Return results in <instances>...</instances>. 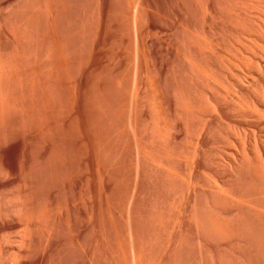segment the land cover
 Listing matches in <instances>:
<instances>
[{"label": "bare ground", "instance_id": "bare-ground-1", "mask_svg": "<svg viewBox=\"0 0 264 264\" xmlns=\"http://www.w3.org/2000/svg\"><path fill=\"white\" fill-rule=\"evenodd\" d=\"M60 1L9 0V4H7L8 6L5 5L8 8L4 6L7 9V11L5 9L6 16H2L1 12L3 11L0 10V30L1 26H3L5 27V32L7 30V33L9 34L7 37H4L3 34H0V128L2 127L3 129L1 130L4 131L6 129H4L5 125L6 127H9L7 126L8 123L6 122L8 121L6 120V118L9 115L11 116L13 113L15 114L17 112H20L24 115V120L22 118V114H20V117L17 116L19 117L18 119L20 120L22 118V120L25 121L28 118L26 117L25 119V114L28 113V110H30V114L35 117V110L40 108V110H38L39 114L37 113L36 117L39 116V118L37 119L40 120L42 126L39 127L37 125L38 130L36 131V133L39 131L42 136L44 134H47L49 130L47 131L48 127L45 126L47 124L46 121H49L52 118L49 117V120L46 118L47 115L50 114L49 112H54L51 105H53L54 102L52 103V101L53 99H55L54 97H50L49 95L52 96L55 93L58 94L56 91L55 93H53L54 91H51L53 94L49 92L48 95V91L50 89H54L56 85L60 84L54 83L55 86H53V88H49L50 84L52 85L51 81L54 82L59 77H57L55 73V78L54 74L52 75V72L48 71L53 70L54 62L50 69V67L48 66H51L52 62L50 61L52 59H48L49 55H45L47 56L46 61L48 59L50 63H48V65L45 64L46 61L45 63L43 62L45 66L48 67L47 68L44 66V68L48 71L49 76L51 75V77L47 76L48 80L50 81H47L49 82L47 84V86L49 85V87H47L46 85H44V87L42 84L43 82L40 81L42 79V74H38V70L40 71V69H36L35 66L33 67L31 64H29V62L32 61V58L37 55V50H39V48H41L42 46H47L51 50L52 54L54 51V53L58 54V57L60 59L57 56H55V59H59V62L53 58V60L57 62L56 66L59 65L60 67L65 59V65L63 64L61 66H63L65 69V83L67 85V89H64L66 91V94L64 93L65 105H63V107H65L67 111L64 113L65 115L67 114L66 116L68 117V119H66V121L68 120V123L66 122L67 126H64L65 124L63 125V123H59V126L63 125L65 127V133L63 132L64 128L62 132L65 134L66 140H64L65 142L58 145V147L60 146V149H58L56 145V147H54V150L52 149L51 152L48 149L49 154H51L52 151L58 149L56 151H60L57 152L59 153V156L55 155L56 151L55 154L54 152L52 153V156H50L48 153H45L48 158L54 157V155L58 157H55V159L52 158V160L50 158L49 160L46 159L48 161L46 162V157L44 155V159L42 158L44 160V164L42 163V161H40V163H42L43 165L42 168L41 166L39 168L43 170L47 168L46 170L48 171V173L51 169V180L53 182L57 183L56 180L58 179H62L61 181L63 182L64 179V182H67L70 189L75 188L76 197H72L75 199H71V202L66 201V205L55 202L57 201L55 199L51 202H48V200H52L51 198H46V200H44L45 198L43 199L42 197L46 193V184H49V182H51L48 181L50 180V178H47L50 177L51 172L49 173L50 175H48L46 172V178L45 176H43V174H39L40 176H38L37 172L35 173V175L37 174L36 176L38 178L43 176L40 179H48L44 184L46 189L45 187L41 189L42 184H38V181L40 179H38L37 181V177H34V180L37 181V183H35L33 182V178L31 177L32 179L29 180V182L31 183L32 181L35 185H33V183L31 184V186L29 185V187V183H26L27 187H25L24 184L22 186L19 185L18 187L21 186V189L23 186L27 189L22 190L24 194H20L21 196L17 195L19 196V198L16 201H14L16 199L14 197H11L13 201H9L11 200L10 198L8 199L10 203L6 201L7 199L5 200V202H1V200L0 264H76L80 259V257L78 260L76 259L77 252L79 250V255L83 256L81 257L82 261L80 259L81 264H264V0H222V7L217 6L216 3L214 4V2L218 1L206 0L207 2H204L205 4L201 6L203 21H206L208 19V21L206 22L211 23L209 19L213 20L214 15L221 14V17L223 16L222 21H225L224 27L228 28L229 30V32L222 33L225 36L224 39L227 45L226 49H220L218 45L214 43L212 39L206 34H204V36L201 33L199 34L200 30L204 29L205 27V29H207L210 24L203 26L204 28L200 27L201 29L199 28V32H197L198 30L195 27L194 30H196V32L203 37L197 34L194 35L192 34L194 32L190 33V27L188 28V23L185 20L184 15L185 12H182L183 17L181 15L179 18L176 14V18H178V20H176L177 22H174H176L178 30L181 29L179 32L182 31L183 34H190V36L189 40L187 41L186 37L185 41L184 39L178 40L177 37L179 36V32L176 33V35L178 34V36L175 37V39L177 40V44L179 45H176L173 62H171L172 66L169 64L171 68L169 67V70L167 68V71H169L171 75L166 71V74H168L167 76L170 75L169 77H171L172 79L171 84L172 82H174L173 86L169 82L170 78L167 76L166 77L169 79L165 78L166 80H168L167 83L172 86H169L170 89L168 88V84L166 86L163 78L166 74H164L163 77L159 76L161 74L155 75L158 73V71L156 70L157 72L154 73L152 77L151 74L153 72L148 73L153 68H149L151 65L150 63H148V60H146L147 62L144 63L150 65L149 67H147L150 71H145L148 75H142L140 84L138 83L137 79L134 80L137 82L136 84L133 83L132 87L129 86V84L125 86L122 83V85L120 82L122 80L120 79L113 80L112 77L110 80L111 73H109L110 71L107 72L108 70L105 71V69L110 65V60H112L111 57V59L108 58V55L111 56L114 53H111L110 51L113 49V47H111L113 42L112 44L110 43V47L112 48L109 49L110 52H105L106 50H108L106 49L108 47H105L106 50L104 51L103 40L105 39H102V37L97 44L99 53L97 54L98 58H96L98 60L96 61L94 59L96 62H98L96 70L98 72V75L96 74V78L98 76V79H96L97 81L94 79L96 81V87L91 84L93 86V89L95 88V90H93L95 92V95L93 97V94L90 95V93L88 92L89 95H87V97L91 99L90 96H92V99L90 101L89 98H87L88 102L85 101L87 99L84 95L85 100H83L87 102V104L84 103L83 100H81L82 102L80 103H84V105H81L83 107L80 109H78V102L76 101L83 97L80 96L81 98H78L79 96L77 95V93H79L80 95L85 94L86 88L85 90L83 88L84 91L82 90V92V88L80 89L77 86L81 93L78 89V91L76 90L75 85L77 83L75 84L74 82H77L78 80L74 81L73 79V58H71L72 55L69 56L72 53L69 52L70 54H68V52L65 50L64 54L63 51L64 48H66V42L68 41L67 37H69V30H72L74 35H79V38L85 39L88 34V32L86 31V27L89 23L87 22L86 24L84 18H81L86 17L81 16L84 13H80L81 17H79V14H77L79 18H75V16L74 18L76 21H73V19L71 18L73 17L72 14L70 15V13H68V15H70V23L67 24L68 28L63 26L66 29L62 28V30L64 29L63 31L59 29L60 25L57 24V17L59 18V13L63 14L62 16H64V11L67 10H63V13L59 12V6L60 9L64 6H61V4L59 5ZM83 1L81 3L79 1V10H81L82 3H85ZM124 1L127 0H123V2ZM196 1L197 0H195V2ZM94 2L95 1H93V3ZM131 2H129L128 5H130ZM174 2L175 1H173L172 3L174 4ZM179 2H176V4H179ZM62 3H64V1ZM65 3V6H67V1ZM136 3L137 4H135L134 7L135 11H132V15H130L129 13L127 15V18L128 16L129 18L130 16L133 18V22H135L134 25L137 24V22H140L138 21L140 17L145 16H143V14L141 16L140 13V7L143 6V3H141L140 5L138 4V2ZM70 4L71 2L67 6L68 8ZM74 4L71 5L73 6ZM97 4V12H95V17H97L95 19L97 22L96 28L102 33V31L104 30L105 32L108 31L106 30L105 26L107 25L109 27L108 23L111 22V19L113 17H116L114 15L117 14L115 13V11L116 9L118 10V8H116V0H98ZM137 5H139L140 7H137ZM163 5L164 4H162V6ZM83 6H85L84 8L86 9V3L85 5L83 4ZM145 6L143 7L146 9ZM131 7L132 6H130L129 8L132 9ZM93 9L94 8H92V10ZM196 9L198 12V7ZM84 11L86 12V10ZM79 12L83 11L81 10ZM118 12L121 13L122 11ZM128 12L131 13V10H129ZM159 12L158 14L161 15ZM187 13L190 12L188 11L186 12V14ZM84 15L88 16L87 13ZM191 15L192 14L190 13V16ZM65 17L61 18L64 19ZM67 18L69 19L68 16ZM124 18V22L127 23V19ZM187 18H189V16ZM86 19L89 20L88 18ZM130 19L128 20L131 21L132 19ZM143 20L144 19H142V21ZM200 20L202 21L201 18ZM42 21L45 22L44 26L46 25L44 28L48 29V31H46L45 33L41 32L43 30V27L40 31L41 26H43ZM64 21L66 22L65 19ZM71 21H73V23ZM129 21L127 23L128 26L131 25V23L129 24ZM59 22H61L60 19ZM93 22L95 21L93 20ZM65 24L66 23H64V25ZM138 26L139 23L137 24L136 28L137 32L140 33L141 30L139 32ZM90 27L91 25H89V28ZM154 27L149 26L146 29L150 31L151 29H154ZM140 28L143 29L142 27ZM58 29L61 30V32H64L65 30L67 31V33L65 32L66 34H68H65V37L67 36L66 39H64L65 37H62L63 34H61ZM120 30L122 31V29ZM155 30L156 32H159L157 29H154L153 31ZM72 31L70 32L72 33ZM205 31L207 33L209 32L208 29ZM137 32L135 34H137ZM142 33L143 31L141 32V35ZM90 34H92L91 31ZM129 34L132 33L130 32ZM145 34H147V31ZM173 34L175 33L173 32ZM186 34L183 35V37L186 36ZM208 34H210V32ZM159 35L157 36V39ZM172 35H169L170 39V36ZM192 35L195 38H193ZM101 36L102 35H100V37ZM136 36L138 41H140V39L143 41L142 37L144 38V36ZM146 36L147 35H145V37ZM149 36H151L150 33ZM166 36L165 39L167 38ZM191 36L193 39L191 38ZM152 37H154L153 34ZM180 37L182 38V36ZM71 39L72 38H70V40ZM80 41L81 43L85 42H82V40ZM147 41H149V39ZM75 42L79 41L75 40ZM121 42L122 41H120L119 43L121 44ZM67 43L71 44L74 42L70 41ZM123 43H125L124 40ZM140 43L141 42H139V44ZM80 44H78L79 47ZM85 45L86 44H84V46ZM126 45L125 47H127ZM161 46L163 47V44ZM92 47L93 46H91L90 50H93ZM144 47L146 48V45ZM180 47L182 48V51L180 50ZM44 48L46 49V47ZM44 48L42 50H44ZM49 49H46V51H50ZM131 49L133 50L134 48ZM124 50L126 51V49ZM192 50L194 52H192ZM69 51L72 50L69 49ZM143 52H146V50L144 49ZM218 52L221 53L218 54ZM74 53L77 54L76 51ZM83 55L86 56V54ZM142 55L144 56L145 53ZM42 56L44 55L42 54ZM37 57L35 60L38 61ZM51 57H54V55ZM89 57L90 56H88V58ZM41 58L39 57L40 61L45 60V58H43L44 60ZM84 58H82V60L80 59L78 62H84ZM118 58L122 60V58ZM143 58L144 57H142V61ZM175 58H179L181 60V64L183 65L181 66L178 63L176 64L174 61ZM119 59H117V61ZM169 59L170 58L168 57V60ZM212 59H215V62ZM40 61L39 63H42ZM122 63L119 62V65ZM127 63L133 66L132 63L134 62L132 61L130 63L127 61ZM35 64L37 65L38 62L34 63V65ZM118 66L115 65V67ZM36 67H40V64ZM218 67L222 69L223 74H218ZM61 68L62 67H60V69ZM45 69H41V71H45ZM54 69L55 71L58 70L55 66ZM43 71L41 73L46 76L47 71ZM62 72L59 74L61 75V77L62 75H64L62 74ZM123 72L121 71L120 73ZM108 73L109 78L107 79ZM39 76L41 77V79ZM45 76L44 80L46 82L47 79H45ZM61 77L59 79H62ZM79 77L80 76H78V79ZM50 78L54 79L51 80ZM59 79L57 80L59 81ZM80 81L81 80L79 79L78 83L82 85ZM188 85L191 87H189ZM41 86L43 89L47 87V90H49H41L44 94L47 93V95L38 92L40 95L43 94L45 98L41 95L42 99L41 97L38 99L40 107L38 108V104L36 108V98L38 96H36L35 98L34 94L36 93V95H38L37 91L38 89L40 91ZM173 87L176 88L175 90L172 89L173 92H171V88ZM199 87L204 88L208 93V95L206 94L207 97L205 100H199L201 98L197 97V95L199 96V93L202 92V90L200 92L198 90L199 93L197 95V91L195 92L196 101L197 98H199L198 101L201 102L200 104L197 103L198 101L196 102L195 100L191 99V97H194V95H191L190 93L188 94L187 90L188 88H195L194 90H196ZM25 89H27L28 92ZM192 89L190 91H192ZM193 92L194 91H192L191 93L194 94ZM29 98L30 105H28H32L35 107L31 108L32 111L34 109L33 113H31V109L27 108L29 106H24L26 104L25 100L27 101ZM51 98L53 99L51 100ZM63 99L64 97L61 99V101H63ZM54 101L60 102V104L58 105L62 104L61 101H57V99H55ZM56 102L54 105H56ZM75 103H77V106H75ZM47 106L48 108H45ZM49 106H51L50 108H52L51 111H48ZM57 107L54 108L56 109ZM26 108L27 110L25 112ZM60 108L62 109V106H60ZM60 108L58 110H60ZM74 108H76L77 110L75 111ZM44 109H46L49 114H47L45 112L46 110ZM63 109L61 111H63ZM56 115L55 116L58 117V113ZM14 116H16V114ZM65 118L61 120L63 121L65 120ZM195 119L198 121V123L196 122L198 124V127L196 126L197 124L194 125V127L196 126L197 129H195V132L193 134L191 132L193 130H191V128H188L190 127L188 126V124ZM17 120L14 119L13 124H16L15 122H17ZM29 120L31 122V117H29ZM4 121L7 124H4ZM27 121L28 119L26 120V122ZM33 121L35 120H32V125ZM38 121L36 120V122ZM26 122L22 123L26 124ZM50 124L48 126H50ZM21 125L19 126L22 128ZM28 125L29 124H27V126ZM30 127H28L29 130L31 129ZM18 129L20 130V128ZM26 129L27 128L25 127L24 130L26 131ZM5 131L4 133L6 134ZM59 131L61 132L60 128ZM57 133L58 132H56V134ZM0 134L1 139H3L2 136L5 137V135H3L2 133ZM54 134L55 133H53V135ZM180 134L181 136L182 134H184V138L190 136L193 137V140H191L193 142L189 145L186 144L188 148L186 147L185 149V153H187L185 154V156L183 154L184 151H181L182 149L179 148L180 143L183 142V140L180 141L182 139V137L180 138ZM9 135L11 134L9 133ZM48 135H50L49 132ZM40 137L36 139H39ZM60 137L61 136H59V138ZM52 138H49L48 140L50 141V139ZM57 139L55 138L56 141H59V139ZM227 139L233 141L236 146H234L232 142L226 145L227 143H229V140ZM46 140H44V143ZM226 140L228 142H226ZM34 142L38 143L36 141ZM225 142V145L229 146V148L227 147V150H225ZM40 145L42 146V144ZM33 147L35 148V146ZM42 147L44 148V145ZM223 147H225V149ZM40 149L37 148L38 151ZM228 149H231L230 154L229 152H227ZM26 150H28V148ZM38 151L37 153H39L41 150L39 152ZM32 152L34 151L32 150ZM43 152L39 153V156H41ZM39 156L37 157L38 159ZM21 161L23 160L21 159L19 161L18 159V162ZM45 162L48 164L46 168H43L46 166ZM181 162L184 163L186 170V174L183 175H180L178 171V166L180 167ZM27 164L28 163H26V166ZM31 165L32 163H30V166ZM0 167H2V165ZM30 169L31 167L29 168V170ZM36 169L35 172L38 170ZM32 170L33 168L30 171L32 172ZM2 171L6 172L5 170ZM2 171L1 173H3ZM40 171L42 172V170ZM22 173L23 172H21L19 177H21ZM6 174L4 175L6 176ZM40 182L44 181L40 180ZM11 183H13V181ZM52 183L50 184L53 185ZM56 183L54 184L53 188L57 186L58 183ZM61 184L63 185V183ZM38 187H40L41 190H45H43L44 194L39 192L40 189ZM56 188L55 190L58 189ZM62 189L60 190L62 191ZM37 191L38 193H40V195L42 194L43 196L38 198L40 195L37 193ZM50 191L52 192L51 189ZM31 192L34 193V197L36 196L37 198L34 199V197L31 195ZM67 192L68 191L66 190V193ZM69 192L71 191L69 190ZM35 193H37L39 196H37V194L35 195ZM72 193L74 192L72 191ZM61 195L59 194V196ZM47 197L50 196L48 195ZM55 198L57 199L56 196ZM4 199L5 198H3V200ZM64 205L66 207H64ZM74 207L80 208V214L78 213V211L77 215L79 216L77 217H81L82 221L79 218L77 219V221L80 220L82 224H80L81 227L79 224H77V222H75L74 216L72 214ZM74 212H76V210ZM14 218H16L15 222H19L21 226H19L18 224L19 228H17V231L18 229L19 231L14 237H9L8 233L9 235L11 234L9 231L12 232L13 228L17 226V224L14 222ZM74 222L76 224H74ZM76 225H79V227L82 229L80 234L78 232L80 231L79 228L77 229V231H75V227L77 228ZM65 228H67L68 230L67 234L65 232ZM15 231L16 230L14 229L13 232ZM75 232H77L78 234H76ZM66 235L69 237V239ZM65 236L67 237L68 241L65 240ZM72 247H74V249L76 247V250L78 251L76 252L75 250L74 252ZM65 249H67L69 252L67 250L66 252ZM72 250L74 252V255L72 253Z\"/></svg>", "mask_w": 264, "mask_h": 264}, {"label": "rangeland", "instance_id": "rangeland-1", "mask_svg": "<svg viewBox=\"0 0 264 264\" xmlns=\"http://www.w3.org/2000/svg\"><path fill=\"white\" fill-rule=\"evenodd\" d=\"M1 1H2V2H1ZM59 1H60V0H59ZM61 1H62V2L64 1V3H62ZM61 1H60L61 3L59 2V5L61 4V6H62V5H64V6H63L61 9H60V6H59V12H62V13H63V10H66V9H67L66 11L69 10L70 12H69V11H68V12L64 11V14L66 15V17H65V15L62 16L63 14L59 13V14H60V15H58L59 18L57 17V19H58V20H57V24L60 25V26L58 25V26H59V29L62 30V28L68 26L67 24L70 23L69 20H70V15H71V14H72V16H73V17H71V18L73 19V21H76L75 18H79V17H81V16H86V17H81V18H84V21L86 22V24H87V22L89 23V24H87L88 26L86 27V31L88 32V34H87V36H86L85 39L79 38V37H78L79 35H76V34H75V35H76V36H75L72 30L67 29V30H69V35H68V34H66V33H67L66 30H65L64 32H61V30L58 29V31L61 32V34H63L62 37H65V34L69 36V37L66 36V37H67V40H68L67 42H70V41H71V42H74V43H71V44H69V43L66 42V48H64V51H63V52H64V54H65V50H66V51L68 52V54L72 53V54H70L69 56L72 55L71 58H73V61L71 60V61H72V64H73V65H72V70L74 69V70H73V73H74V74L72 73V75L74 76L73 79H74V81H77V80H78L77 82H74L75 84L77 83V84L75 85V86H76V90L78 89V87H79L80 89L82 88L81 91L83 90V88H84V90H85V88H86V93L84 92L85 94H81V95H80L79 93H77V95L79 96V97L77 96L78 98L83 97V98H81V99H79V100L77 99L78 101H76V102H78V106H77V103H75V106L79 107L78 109L82 108L83 106H81V105H84V103L87 104V102H88V99H87V98H89V97H87V95H89L88 92L90 93V95L93 94V97H94V95H95V94H94L95 92L93 91V90H95V88L93 89V86L96 87V86H95V85H96L95 82L97 81L96 79H98V76H97V78H96V74L98 75V72L96 71V70H97V66H98V65H97L98 62H96V61L98 60V59H97V58H98V55H97V54L99 53V50H98L99 48L97 47V46H98L97 44L99 43V41L101 40L102 37H103L102 39H105V40H103V41H104V51H105L106 49H108V50L105 51V52H107V51H109V49H112L111 47H113V49L110 50V51H111V53L114 52L113 54H115V55L112 54L111 56L108 55V58L111 57L113 61L110 60V61H111V62H110V65H109V66L107 65L108 67H106V69H105V71L108 70L107 72L110 71L109 73H111V75H110V80H111L112 77H113V80H114V79H117V80L120 79V80H122V81H120L121 84L123 83L125 86H127V85L129 84V86H131V87L133 86V83L136 84L137 81H138V83L140 84V79L142 78V75L144 76V75L147 73V72H145V71H148V70H149L147 67H149L150 65H151V66L149 67L150 69H151L152 67L154 68V69L152 68V70H151V71L149 70L150 72H148V73H152V72H153V73L151 74L152 77H153L154 73H156L157 71H158V73L155 74V75L161 74V75H159V76H161V77H163L164 74H166L167 72H168V74H170L169 71H167V68H168V70L171 68V67L169 66V64L171 65V62H173L174 53H175V50H176V45H179V44H177V40L175 39V37H177L178 34H179V36L177 37L178 40L184 39V41H185V39L187 38V39H186V41H187V40H189V36H190V34L187 35V34L185 33L186 36L183 37V35H185V34H183L182 31H181L182 33L179 32L181 29L178 30L177 25H176V22H177L176 20H178V18H179L181 15H182V17H183V13H184V12H185V13H184V15H185V20H186L187 23H188V28L190 27L189 30H191L190 33L194 32V33H192V34H194V35H195V34L199 35V34L201 33L203 36H204V34H206L207 36H209V37L212 39V41H213L214 43H216V44L218 45V47H219L220 49H226V46H227V45H226V42H225V39H224L225 36H224L222 33H223V32H229V30H228V28L224 27V23H225V21H222V20H223V18H222L223 16L221 17V14H216V15H214V16H213V20H210V19H209V21H211V23L206 22V21H208V19H207L206 21L204 20V21H205L206 23H208V24H206V23L203 21V18H202V12H201V8H202V7H201V6H203V5L205 4L204 2H207L206 0H201V1H203V2H201L200 0H197L196 2H195V0H180V2H179V0H131L132 2H131V1H128V0H127L128 2H127V1H124V2H123V0H122V2H121V0H120V1H119V0H116V3H117V7H116V8H118V10L116 9V11H115V13H117V14L114 15V16H116V17H115V18L113 17L114 19L112 18V19H111V22L108 23V24H109V27H108L107 25L105 26V27H106V30H108V31L105 32V30H104V31H102V33L96 28V27H97V25H96L97 22H96V20H95V19L97 18V17H95V16H96L95 12H97V7H98V4H97V3H98V0H87V1H89V2H87V1H85V0H84V1H83V0H77V1H76V0H75V1H74V0H73V1H72V0H61ZM66 1H67L68 4H69L70 2H71V4H74V3H75L76 6H75V4H74L73 6L70 4V5H69V8H68V7H67L68 4H67V6H65V5H66V3H65ZM79 1H80V3H81L82 1L86 3V9L84 8L85 6H83V4L85 5V3H82V5H81V10H82L83 12H79V11H81V10H79V8H80V6H79ZM93 1H95V2L93 3ZM133 1H134L135 3H134ZM164 1H165V2H164ZM171 1H172V2L175 1L174 4H173ZM214 1H218V2H214V4L216 3L217 6L222 7V5H223V4L221 3V2H223L222 0H221V1H220V0H214ZM219 1H220V2H219ZM73 2H74V3H73ZM76 2H77V3H76ZM129 2H131L130 5H128ZM136 2H138L139 5H140L141 3H143V4H142L143 6L146 5V6H145L146 9H145L143 6L140 7L139 5H137V7H140V13H141V16H142V14H143V16L145 15L144 17H140V18H139L140 20L138 19V21H140V22H137V24L139 23V26H138L139 32H140V30H141V32L143 31V33H144V34L142 33V35H141V32H140V33L137 32V28H136L137 24H135L136 26L134 25L135 22H133V18H132L131 16H130V18H131L132 20L129 18V16H128V18H127L128 13H129L130 15H132V13H133L132 11H135V10H134V9H135L134 7H135V4H137ZM170 2L173 4V7H172V4H171ZM176 2H177V3L179 2V4H176ZM200 2H201V3H200ZM0 3L3 4V5L0 4V10L3 11V12L0 11V12H1V15H2V16H6V13H5V12L7 11L6 8H8V7H7V6H8L7 4H9V0H8V1H7V0H0ZM124 3H126V4H124ZM151 3H152V4H151ZM161 3L165 5V8H164V5L162 6ZM197 3H198V5L200 4V5H199V6H200V9H199V6L197 5ZM121 4H122V5H121ZM132 4H133V5H132ZM150 4H151V5H150ZM160 4H161V5H160ZM169 4H171V5H169ZM5 5H7V6H5ZM158 5H159V6H158ZM175 5H176V6H175ZM196 5H197V7H198V12H197V9H196V8H197ZM2 6H3V7L5 6L6 8H5V7L3 8ZM70 6H71V7H70ZM88 6H89V7H88ZM91 6H92V7H91ZM130 6H132V7H131L132 9L129 8ZM151 6H152V8H151ZM161 6H162V7H161ZM64 7H65V9H64ZM72 7H73V8H72ZM125 7H126V9H125ZM142 7L144 8V10H143ZM149 7H150V8H149ZM174 7H175V8H174ZM92 8H94V9L92 10ZM121 8H122V9H121ZM163 8H164V9H163ZM176 8H177V9H176ZM5 9H6V11H5ZM83 9L86 10V12H85ZM149 9H150V10H149ZM157 9H159V10H157ZM165 9H166V11H165ZM173 9H174V10H173ZM61 10H62V11H61ZM75 10H76V11H75ZM129 10H131V13L128 12ZM145 10H146V12H145ZM152 10H153V11H152ZM155 10H156V11H155ZM171 10L173 11V13H172ZM199 10H200L201 13L199 12ZM252 10H254V9H252ZM74 11H75V12H74ZM77 11H78V13H77ZM118 11H122L123 14H122V12L119 13ZM154 11H155V12H154ZM159 11H160V12H159ZM177 11H178V12H177ZM180 11H181V12H180ZM188 11L192 14L191 16H190V13H187L188 15L186 14V12H188ZM90 12H92L93 14L90 13ZM158 12H159L161 15H159ZM164 12H165V13H164ZM182 12H183V13H182ZM68 13H70V15H68ZM80 13H84V14L87 13L88 16H87V15H84V14L81 15ZM124 13H125V15H124ZM144 13H145V14H144ZM156 13H157V14H156ZM170 13H171V14H170ZM199 13H200V14H199ZM220 13H221V12H220ZM3 14H4V15H3ZM73 14H74V15H73ZM77 14H79V15H78L79 17L77 16ZM148 14H149V15H148ZM151 14H152V15H151ZM165 14H166V15H165ZM167 14H168V15H167ZM169 14H170V15H169ZM174 14H175V15H174ZM176 14H177V17H178V18H176ZM1 15H0V17H1ZM80 15H81V16H80ZM90 15H91V16H90ZM93 15H94V16H93ZM117 15H118V16H117ZM154 15H155V16H154ZM162 15H163V16H162ZM172 15H173L174 17H173ZM186 15H187V16H186ZM218 15H219V16H218ZM67 16L69 17V19L67 18ZM75 16H76V17H75ZM160 16H161V17H160ZM165 16H166L167 18H166ZM188 16H189V18H187ZM61 17H65L64 19L66 20V22H65L64 19L61 18ZM74 17H75V18H74ZM117 17H118V18H117ZM124 17H125V18H124ZM170 17H171L172 19H174V20H172ZM86 18H88L89 20H87ZM121 18H122V19H121ZM123 18H124V19H127V20H126L127 23H128V21H129L128 19H130L132 22L129 21V24L131 23V25L128 26V24H127L126 22H124L125 20H123ZM159 18H160V19H159ZM164 18H165V19H164ZM175 18H176V19H175ZM200 18L202 19V21L200 20ZM59 19H60L61 22L63 21L64 23H66V24H65L66 26L64 25L63 22H62V23L59 22ZM72 19H71V20H72ZM142 19H144V20L142 21ZM169 19H170L171 21H170ZM180 19H181V18H180ZM90 20H91V21H90ZM93 20H94L95 22H93ZM114 20H115L116 22H115ZM118 20H119L120 22H119ZM147 20H148V21H147ZM149 20H150V21H149ZM163 20H164V21H163ZM190 20H191V21H190ZM73 21H71V22L73 23ZM112 21H114L115 23L112 22ZM121 21H122V22H121ZM146 21H147V22H146ZM154 21H155V22H154ZM162 21H163V23H162ZM167 21H168L169 23H168ZM174 21H176V22H174ZM188 21H189V22H188ZM200 21H201V22H200ZM42 22H43V21H42ZM58 22H59V23H58ZM67 22H68V23H67ZM90 22H92V23H90ZM142 22H144V23H142ZM191 22H192V23H191ZM121 23H122V24H121ZM145 23H146L147 25H146ZM156 23H157V26H156ZM159 23H160V24H159ZM174 23H175V24H174ZM203 23H204V24H203ZM44 24H45V22L42 23L43 26H41L40 31L42 30V27H43V30H42L41 32H44V33H45L46 31H48V29H45V28H44V27L46 26V25L44 26ZM94 24H95L96 26H95ZM113 24H114V25L117 24V25L114 26ZM141 24H142V26H141ZM152 24H153V25H152ZM169 24H170V26H169ZM173 24H174V25H173ZM190 24H191V25H190ZM209 24H210V26H208L207 29H208V31L210 32V34H208L209 32L207 33V32L205 31V30H207V29H205L206 27H205V28L203 27V26H205V25H209ZM222 24H223V25H222ZM61 25H62V26H61ZM89 25H91L90 28H89ZM92 25H94V26H92ZM110 25H111V27H110ZM132 25H133V26H132ZM160 25H161V26H160ZM63 26H64V27H63ZM113 26H114V27H113ZM124 26H125V27H124ZM149 26H153V27L155 26L154 29H157L159 32H156V30L153 31L154 29H151L150 31H148L146 28L149 27ZM172 26H173V27H172ZM174 26H175V27H174ZM2 27H3V26H1L2 33H1V30H0V34H3L4 37H5V36L7 37V36L9 35V34L7 33L8 31L6 30V32H5V29H4L5 27H3V28H2ZM60 27H61V28H60ZM94 27H95V29H94ZM122 27H123V28H122ZM126 27H127L128 29H127ZM140 27H142L143 29H141ZM157 27H158V28H157ZM165 27H166V29H165ZM167 27H168V28H167ZM193 27H194V28H193ZM195 27H196V29L198 30L197 32H199V30H200L201 28H204L205 30H204V29L200 30V32H199V34H198V33L196 32V30H194ZM200 27H201V28H200ZM67 28H68V27H67ZM87 28H88V30H87ZM91 28H92V30H91ZM112 28H113V29H112ZM134 28L136 29L137 34H135L136 32H135V29H134ZM175 28H176L177 30H176ZM199 28H200V29H199ZM209 28H210V30H209ZM44 29H45V31H44ZM64 29H66V28H64ZM64 29H63V30H64ZM104 29H105V28H104ZM109 29H110V30H109ZM120 29H122V31H121ZM130 29H131L132 31H131ZM161 29H162V30H161ZM163 29H164V30H163ZM168 29H170L171 31L168 30ZM174 29H175V30H174ZM63 30H62V31H63ZM95 30H96V31H95ZM123 30H124L125 32H124ZM193 30H194V31H193ZM203 30H204L206 33H205ZM70 31H72L73 35H72V33H71ZM90 31L92 32V34H90ZM97 31H98L99 33H98ZM114 31H115V32H114ZM116 31H119V32H116ZM146 31H147V34H145ZM163 31H164V32H163ZM165 31H167V32H165ZM168 31L171 32L172 34H173V32H174V33H175V34H173L174 36H173L171 33H169ZM201 31H202V32H201ZM65 32H66V33H65ZM111 32H112V33H111ZM123 32H124V33H123ZM130 32H131L132 34H129ZM162 32H163V33H162ZM178 32H179V33H178ZM203 32H204V33H203ZM70 33H71V37H70ZM93 33H94V34H93ZM100 33H101V34H100ZM107 33H108V34H107ZM149 33H150L151 36H149ZM155 33H156L157 35H156ZM164 33H166V34H164ZM176 33H178V34L176 35ZM4 34H5V35H4ZM61 34H60V35H61ZM95 34H96V36H95ZM110 34H111L112 36H111ZM113 34H114V35H113ZM117 34H118V35H117ZM123 34H124V35H123ZM152 34H153V36H154L155 38L152 37ZM159 34H160V35H159ZM163 34H164V35H163ZM92 35H93V36H92ZM100 35H102V36L100 37ZM109 35H110V36H109ZM136 35H139V37L144 36V38L142 37L143 41H142L141 39H140V41H138ZM140 35H141V36H140ZM145 35H147V36H146L147 38L145 37ZM158 35H159V37H158V39H157V36H158ZM166 35H167V36H166ZM169 35H172V36H170L171 39L169 38ZM175 35H176V36H175ZM202 35H199V36H202ZM74 36H75V37H74ZM88 36H90V37H88ZM91 36L94 37V38H92ZM97 36H98V37H97ZM104 36H106V37H104ZM114 36H115V37H114ZM116 36H117V37H116ZM135 36H136V38H135ZM165 36L167 37L166 39H165ZM180 36H182V38H181ZM187 36H188V37H187ZM192 36H193V35H192ZM192 36H191V38H192ZM203 36H202V37H203ZM66 37H65L64 39H66ZM124 37H126V38H124ZM148 37H150V38H148ZM172 37H173V38H172ZM185 37H186V38H185ZM42 38H43V37H42ZM70 38H72V39L70 40ZM74 38H75V39H74ZM78 38H79V40H78ZM90 38H91V39H90ZM96 38H97V39H96ZM110 38H111V39H110ZM113 38H114V39H113ZM127 38H128V39H127ZM193 38H195V37L193 36ZM193 38H192V39H193ZM89 39H90V40H89ZM92 39H93V40H92ZM108 39H109L110 41H109ZM117 39H118V40H117ZM120 39H122V40H120ZM138 39H139V38H138ZM148 39H149V41H147ZM151 39H152V40H151ZM167 39H168V40H167ZM75 40H76V41H79V42H75ZM80 40H82V42H83V41H85V42L81 43ZM94 40H95V41H94ZM96 40H98V41H96ZM123 40H124L125 43H123ZM132 40H133L134 42H133ZM160 40H161V41H160ZM172 40H175L176 43H175V41H172ZM190 40H191V39H190ZM194 40H195V39H194ZM65 41H66V40H65ZM90 41H91V43H90ZM116 41H117V42H116ZM120 41H122L121 44L119 43ZM137 41H138V43H137ZM95 42H96V43H95ZM112 42H113V44H112ZM126 42H127V43H126ZM139 42H141V43L139 44ZM142 42H143V43H142ZM150 42H152V43H150ZM162 42H163V43H162ZM75 43H76V44H75ZM77 43H78V44L81 43V44H80V47H79V45H78ZM88 43H89V44H88ZM105 43H106V44H105ZM110 43L112 44V46L110 45ZM115 43H117V44H115ZM118 43H119V44H118ZM158 43H159V45H158ZM166 43H167V44H166ZM168 43H169V45H168ZM170 43H172V44H170ZM72 44H73V46H72ZM84 44H86V45H85L86 47L84 46ZM124 44H125V45L128 44V45H126L127 47H125ZM132 44H133V45H132ZM152 44H153V45H152ZM154 44H155V45H154ZM162 44H163V47L161 46ZM173 44H174V45H173ZM70 45H71V46H70ZM74 45H75V46H74ZM82 45H83V46H82ZM89 45H90V46H89ZM105 45H106V46H105ZM114 45H115V46H114ZM123 45H124V46H123ZM137 45H138L139 47H138ZM140 45H141V46H140ZM142 45H143V46H142ZM145 45H146V48L144 47ZM147 45H148V46H147ZM151 45H152V46H151ZM68 46H69V47H68ZM88 46H89V47H88ZM91 46H93L92 49L94 50V52H93V50H90V49H91ZM110 46H111V47H110ZM129 46H130V47H129ZM132 46H133V47H132ZM165 46L167 47L168 51H167V49H166ZM169 46H170V47H169ZM171 46H172V47H171ZM44 47H46V49H49L47 46H42L41 48H39V50H37V52L39 53V55H38V53L36 52L37 55L34 56V57L32 58V61H30L29 64H31L33 67L35 66L36 69H37V68L40 69V71L38 70V72H39L38 74H39V75L42 74V75H41V76H42V79H41V77L39 76L40 79H41L40 81L43 82V83L41 82V83L43 84V86H44V85L47 86V84L50 82V81L48 80V77H47V76H49L48 71L52 72V75L54 74V77H55V78H56V76L60 78L61 75H59V74H60L62 71L65 70L64 67L61 66V65L64 64L65 59H64L63 62L61 61L63 64L60 65V67H62L63 69H62V68L60 69L59 65H57V66L59 67V68H58V67L56 66V64H57L56 61L59 62V59H60V58L58 57V54L54 53L55 51L53 52V49H52V52H53V54H52L50 49H49L50 51H48V50L46 51V49H45ZM105 47H108V48L105 49ZM116 47H117V49H116ZM122 47H124V48H122ZM137 47H138V49H137ZM43 48H44V50H42ZM67 48H68V49H67ZM78 48H79L80 50H79ZM86 48H87V50H86ZM114 48H115L116 50H115ZM131 48H134V49L132 50ZM141 48H142V49H141ZM148 48H149V49H148ZM157 48H158V49H157ZM170 48H171V49H170ZM174 48H175V49H174ZM69 49L72 50L73 52H72V51H69ZM118 49H119V50H118ZM124 49H126V51H125ZM144 49L146 50V52L148 51V52H147L148 54H147L146 52H143ZM147 49H148V50H147ZM83 50H84V51H83ZM120 50H122V51H120ZM123 50H124V52H123ZM129 50H130L132 53H131ZM140 50H141V51H140ZM157 50H158V51H157ZM161 50H162L164 53H163ZM169 50H170V52H169ZM172 50H173V51H172ZM180 50L182 51V48H181V47H180ZM39 51H40V52H41V51H42V52L44 51V52H43V53H42V52L40 53ZM75 51H76L77 54H79V55H77L76 53H74ZM79 51H80V52H79ZM82 51H83V52H82ZM89 51H90V52H89ZM110 51H109V52H110ZM127 51H128V52H127ZM138 51H139V52H138ZM45 52H46V53H45ZM47 52H48V53H47ZM49 52H50V54H49ZM67 52H66V53H67ZM69 52H70V53H69ZM78 52H79V53H78ZM87 52H88V53H87ZM136 52H137V53H136ZM141 52H143V53H141ZM165 52H166L167 54H166ZM172 52H173V53H172ZM192 52H194V51L192 50ZM36 53H35V54H36ZM94 53H95L96 55H95ZM111 53H107V54H111ZM126 53H127V54L129 53V54H128L129 56H128ZM138 53H139V54H138ZM144 53H145V55L143 56L142 54H144ZM150 53H151V54H150ZM219 53H221V52H218V54H219ZM42 54H43L44 56H42ZM83 54H86V56L83 55ZM87 54H88V55H87ZM124 54H125L126 56H125ZM40 55H41V56H40ZM45 55H47V56L49 55V56H48V57H49L48 59H50V60H51V59L53 60V58L55 59V56H57L59 59H58V60L55 59L56 61H54V60L52 61V60H51L50 62H52V63H51V66H50V65L48 64V63H50V62H49L48 59H47V61H46V57H47V56H45ZM50 55H51V56L54 55V57H51ZM75 55H76V56H75ZM80 55L82 56V58L85 57V58L83 59L84 62H82V61H80V63L78 62L80 59L82 60V58H81ZM118 55H119V56H118ZM131 55H132V56H131ZM135 55H136V56H135ZM137 55H140V56H137ZM141 55H142V56H141ZM166 55H167V56H166ZM37 56H39L40 58L43 57V58H45V60H44L43 58H41V59H43L44 61H42V60L40 61L39 57H37ZM64 56H65V55H64ZM78 56H79L80 58H79ZM88 56H90V57H89L90 59L88 58ZM134 56H135V57H134ZM171 56H172V57H171ZM36 57L38 58V61L35 60ZM50 57H51V58H50ZM77 57H78V58H77ZM96 57H97V58H96ZM118 57L122 58L123 61H122L121 59H119ZM124 57H125V58H124ZM128 57H129V58H128ZM142 57L145 58V59L143 58V61H142ZM146 57H147V59H146ZM148 57H149L150 59H149ZM154 57H155V58L157 57V58L155 59ZM168 57H169L171 60H170V59L168 60ZM76 58H77V59H76ZM111 58H110V59H111ZM131 58H132V59H131ZM33 59H34V60H33ZM85 59H86V60L88 59L89 61H88V60L86 61ZM94 59H95L96 61H95ZM117 59H119V60L117 61ZM125 59H126V60H125ZM128 59H129V60H128ZM134 59H135V60H134ZM153 59H154V60H153ZM115 60H116V61H115ZM146 60H148V63H150V65H149V64H148V65L145 64V63L147 62ZM152 60H153V61H152ZM155 60H157V61H155ZM176 60H177L178 62H177ZM212 60H213V59H212ZM214 60H215V59H214ZM214 60H213V61H214ZM33 61H34V62H33ZM39 61L42 62V63H39ZM45 61H46V63H45ZM92 61H93V62H92ZM127 61L130 62V63L133 61V62H134V63H132L133 66L130 65L129 63H127ZM136 61H137V62H136ZM151 61H152V62H151ZM154 61H155V62H154ZM174 61H175L176 64L178 63V64L181 65V66L183 65V64H181V62H180L181 60H180L179 58H178V59L175 58ZM32 62H33V64H32ZM36 62H38V64H37L38 66H39V64H40V67H41V66H42V67H41V68H40V67H36L37 65H36V64L34 65V63H36ZM43 62H44L45 64H48V65H49L48 67H50V69H51L52 64H53V62H54V66H55L58 70L55 71L54 66H53V70H52V71H51V70H48V71H47V70L44 68L45 64H44ZM73 62H74V63H73ZM75 62H76L78 65H77ZM86 62L89 63V64H87ZM91 62H92V63H91ZM112 62H113V63H112ZM114 62H115V63H114ZM117 62H118V63H117ZM119 62H120V63L123 62L124 64L122 63V64L119 65ZM144 62H145V63H144ZM156 62H157V63H156ZM169 62H170V63H169ZM179 62H180V63H179ZM214 62H215V61H214ZM81 63H82V64H81ZM84 63H85V65H84ZM90 63H91V65H90ZM116 63H117L120 67H119ZM136 63H137V64H136ZM160 63H161V65H160ZM182 63H183V61H182ZM42 64H43V65H42ZM58 64H59V63H58ZM75 64H76L77 66H76ZM152 64H153V65H152ZM157 64H158V65H157ZM64 65H65V64H64ZM82 65H83L84 67H83ZM92 65H93V67H92ZM115 65L118 66L119 68H118V67H115ZM121 65L124 67V69H123V67H122ZM154 65H155V66H154ZM156 65H157V66H156ZM79 66H80V68H79ZM85 66H86V67H85ZM88 66H89V67H88ZM125 66H126V67H125ZM128 66H129V67H128ZM158 66H159V67H158ZM161 66H162V67H161ZM171 66H172V65H171ZM45 67H47V66H45ZM48 67H47V68H48ZM121 67H122V69H121ZM130 67H131V70H130ZM133 67H134V68H133ZM169 67H170V68H169ZM77 68H78L79 70H78ZM82 68H83V70H82ZM86 68H87V70H86ZM92 68H93V69H92ZM107 68H110V69H107ZM111 68H112V69H111ZM113 68H114V70H113ZM115 68H117V69H115ZM125 68L127 69V71H126ZM145 68H147V69H145ZM160 68H161V69H160ZM41 69H45V71H47V73H46L47 75H46V76H45L43 73H41V72L43 71V70L41 71ZM91 69H92V71H91ZM132 69H133V71H132ZM144 69H145V70H144ZM158 69H159V70H158ZM163 69H164V70H163ZM220 69H221V68L218 67V68H217V72H218V74L221 75V74H223V71H222V69H221V70H220ZM60 70H61V71H60ZM76 70H77V71H76ZM118 70H119V71H118ZM137 70H138V71H137ZM142 70H143V71H142ZM153 70H154V71H153ZM156 70H157V71H156ZM45 71H43V72H45ZM53 71H55V72H53ZM59 71H60V72H59ZM79 71H80V72H79ZM90 71H91L92 73H91ZM93 71H94L95 73H94ZM115 71H116V72H115ZM121 71H122V72L124 71V72H123V73H120ZM141 71H142V72H141ZM160 71H161V72H160ZM164 71H165V72H164ZM166 71H167V72H166ZM219 71H220V72L222 71V72L220 73ZM57 72H59V73H57ZM84 72H85V73H84ZM128 72H129V73H128ZM55 73H56V76H55ZM79 73H80V74H79ZM105 73H106V72H105ZM109 73L107 74V75H108V76H107V79L109 78ZM117 73H118V74L120 73V74L118 75ZM135 73H136V74H135ZM162 73H163V74H162ZM50 74H51V73H50ZM62 74H64V75H62V77H61L62 79L57 78V79H59V81H58L57 79H56V81H54V82L51 81L52 85L50 84V87H49V85H48L47 87H49V88H53V86H55V84H59V83L61 84V85L59 84L60 86H59V85H56V86L54 87V89H52V90H51V89H50V90L48 89L49 91L47 90V87L43 89L42 86H41L40 91H39V89H38V91H37V93H38V92L43 93V91H41V90H45V91L47 90V91H48V95H49V92H51V91L53 92V91H54L53 93H55V91H56V92L58 93V94L55 93L56 96H55V94H53L52 92H51V94H53V95H52V96L49 95V96H50V97H54L55 99H57V101H61V99L64 97L63 101H61V103H62L61 105H58V104H60V102H56V101H54L55 99L51 98V100L53 99L52 103L54 102L53 105H51L52 108H53V110H54L53 113H52V111H51L52 108H50L51 106H49V109H48V111H51V112H49L50 114L48 113V111H47L46 109H44V110H46L45 112H46L47 114H49V115L46 114V115H47V118H46V119L49 120L50 118H52V119H50L49 121H46L47 124L45 125L46 127L50 128V129L47 128V131L49 130L48 132H49L50 135H48V132H47V134H44V135H46L47 137L44 136V135L42 136L41 133H40L39 131H38L39 133L37 132L38 134L36 133V131L38 130L37 125H38L39 127L42 126L40 120L37 119V118H39V116L36 117V114H37V113L39 114V111H38V110H40V108H39V107H40V104L38 103V99L41 97V95L44 97V95H47V93H46V94L43 93L44 95H43V94L40 95L39 93H38V95H36V93L34 94L35 98H36V96H38V97L36 98V99H37V103H36L35 106H36V108H37V106H38V104H39V106H38L39 109H36L37 111L35 110V112H34V113H35V117L32 116V114H30V110L27 111L29 114H28V113L25 114V119H26V117H28V118H27V119H28V121H27L28 123L26 122L27 119H26L25 121H23V120H24V118H23L24 115H23L22 113H20V112H19V113L17 112V113H15L16 116H14L15 114L13 113V114H14V115L12 114L13 117H12V115H11V116L9 115V116L7 117V118H11V119H7V118H6V120L9 121V122L6 121L8 124L4 121V122H5L4 124H7V126L11 127V128H9V127H6V125H5L4 129L6 128V129H5L6 131H5V130H4V131L6 132V134L4 133L3 130H1V129H3V128H2V127L0 128V130H1L0 133H2V134L4 133L3 135H5V137L2 136L3 139H1V137H0V139H1V140H0V141H1V142H0V166L2 165V167H0V176H1V177H0V201L2 200L1 202H3V201L5 202L6 199H7V200H6L7 202H9V201H13L11 197L16 198V199L14 200V201H16V200L19 198V196L22 195V193H23L22 190H26V189H27V188H24V186L27 187V186H26V183H27V184L29 183V184H28V187H29V185L31 186V184H32L33 182L37 183L38 179H40V178H42L43 176L46 175V172H47L48 175H50L49 173L51 172L50 177H47L48 179L50 178V180H48V179H44V180L40 179L41 181H44V182H40V180H39V181H38V182H39L38 184H42V187H41V189H42V188L45 187L44 184H45V181H46V180L51 181V182H49V184H46V187H47V189H48L49 191H50V189H51L52 192L50 191V193H49V191H48V190L46 189V187H45L46 191H45L44 189H43V190H44L46 193L44 194V191L41 190L40 187H38V188L40 189L39 192H40V193H43L44 196H46V197H44L42 194L40 195V193H38V191H37V193H38L40 196H39L37 193H35V195L37 194V196H39L38 198H40V197L43 196L42 198H43V199L45 198L44 200H46V198H51V199H52V200H48V199H47L48 202H49V201L51 202V201H53V200L55 199V200H57V201H55V202H59V204H62V205L65 204V205H66L67 202H69V201L71 202V199H72V200L75 199V198H72V197H76V194H75V188H71V189H70V188L68 187L67 182H64V181H65L64 179H63V182L61 181L62 179H61V180H60V179L56 180L58 184H57L56 182H53V181L51 180V179H52V171H51V169L49 170V171H50L49 173H48V171L46 170V169H47L46 167H47V164H48V163H46V162H48L47 160H49L50 157L48 158V157L46 156L45 153H48L49 151L51 152V150H52V149L54 150V147H56V146H57L58 149H60V148H59L60 146L58 147V145H60L61 143L65 142L64 140H66V139H65V134H64L66 129H65L64 126H67L66 124L68 123V120L66 121V119H68V117L66 116L67 114L65 115V113H64V112H67V111H66L65 107H63V105H65V102H64V101H65V94H66V91H65V90L67 89V88H66L67 85H66V83H65V71L62 72ZM76 74H77V75H76ZM90 74H91V75H90ZM112 74H114L115 76L112 75ZM129 74H130V76H129ZM134 74H135V75H134ZM168 74H166L165 77H163L166 86H167V84H168V83H167L168 80H166V79H169V78H170V80H169L170 84H171V80H172L171 77H169L171 74H170L169 76H167ZM43 75L45 76V79H47L46 82H47V81H49V82H47V83L45 82V80H44V76H43ZM58 75H59V76H58ZM85 75H88V76H85ZM93 75H95V76H93ZM122 75H124V76H122ZM133 75H134V76H133ZM147 75H148V74H146V76H147ZM149 75H150V74H149ZM63 76H64V77H63ZM75 76H76V78H75ZM78 76H80L79 79L81 80L80 82L82 83V85H80V83H78V82H79ZM120 76H121V77H120ZM126 76H127V77H126ZM138 76H139L140 78H139ZM166 76L169 77V78H167ZM49 77H51V75H50ZM82 77H83V78H82ZM114 77H115V78H114ZM129 77H130V78H129ZM133 77H138V78H133ZM156 77H157V76H156ZM85 78H87V79H85ZM88 78H90V79H88ZM91 78H92V79H91ZM128 78H129V79H128ZM165 78H166V79H165ZM50 79H51V78H50ZM53 79H54V78H52L51 80H53ZM63 79H64V80H63ZM75 79H76V80H75ZM82 79H83V80H82ZM94 79H95L96 81H95ZM136 79H137V81H134V80H136ZM93 80H94V81H93ZM60 81H61V82H60ZM63 81H64V82H63ZM85 81H86V82H85ZM88 81H89V82H88ZM128 81H130V82H128ZM57 82H58V83H57ZM62 82H63V84H65V85H63ZM87 82H88V84H87ZM126 82H127V83H126ZM45 83H46V84H45ZM54 83H55V84H54ZM85 83H86V84H85ZM173 83H174V82H172V84H171L172 86H173ZM83 84H84V87H83ZM91 84H92L93 86H92ZM123 84H122V85H123ZM135 84H134V85H135ZM139 84H137V85H139ZM79 85H80V86H79ZM171 85L168 84V88H169V89H170L169 86H171ZM61 86H62V87H61ZM77 86H78V87H77ZM81 86H82V87H81ZM90 86H92V87H90ZM172 86H171V87H172ZM174 86H175V84H174ZM188 86H189V85H188ZM44 87H45V86H44ZM56 87H57V89H56ZM189 87H191V86H189ZM87 88H88V90H87ZM175 88H176V87L171 88V92H173L172 89L175 90ZM27 89H28V88H27ZM27 89H25V90H27ZM55 89H56V90H55ZM60 89H61V90H60ZM64 89H65V90H64ZM91 89H92V90H91ZM191 89H192V88H191ZM191 89H190V88L187 89V90H188V94L190 93L191 95H194V97H195V92H196V91H197V92H196V95H197V94L202 90L203 93L200 92V93H199V96L197 95V97H199V98H201V99L197 98V101H198V99H199V100H205V99H206L208 93L206 92V90H205L204 88L199 87V88L196 89V90H194L195 88L192 89V91H194V92H193L194 94L191 93V92H192V91H190ZM203 89L205 90V92H204ZM33 90H34V89H33ZM63 90H64V91H63ZM78 90H79V89H78ZM78 90H77V91H78ZM84 90H83V91H84ZM198 90H199V92H198ZM59 91L61 92V94H60ZM79 91H80V90H79ZM81 91H80V93H81ZM83 91H82V92H83ZM27 92H28V90H27ZM35 92H36V91H35ZM186 92H187V91H186ZM64 93H65V94H64ZM201 93H202V94H201ZM204 93H205V95H206V94H207V95L205 96ZM27 94H28V93H27ZM63 94H64V95H63ZM200 94H201V95H200ZM25 95H26V91H25ZM39 95H40V96H39ZM84 95L86 96L85 98H86L87 100L84 99ZM191 95H190V97H191ZM57 96H59V97H57ZM80 96H81V97H80ZM202 96H204V97H202ZM56 97H57V98H56ZM61 97H62V98H61ZM77 97H76V98H77ZM90 97H91V99H92V96H90ZM192 97H193V96H192ZM192 97H191V99H193V100L196 101V97H195V98H194V97L192 98ZM44 98H45V97H44ZM58 98H59V99H58ZM26 99H27V98H26ZM36 99H35V100H36ZM41 99H42V97H41ZM83 99H84L85 101H87V102H85ZM91 99L89 98V101H90ZM81 100H83L84 103H80V102H82ZM197 101H196V102H197ZM27 102H28V103H27ZM35 102H36V101H35ZM55 102H56V105H54ZM25 103H26L27 105L25 104L24 106H26V107L29 106V105H30V104H29V103H30V98H29L27 101L25 100ZM50 103H51V101H50ZM197 103L200 104L201 102L198 101ZM28 104H29V105H28ZM79 105H80L81 107H80ZM57 106H59V107H57ZM60 106H62V109L64 108L63 111H61L62 109L60 108ZM75 106H74V107H75ZM32 107H34V106L31 105V106H29V107H27V108L31 109ZM54 107H57V108L55 109ZM24 108H25V107H24ZM27 108L25 109V112H26ZM34 108H35V107H34ZM45 108H48V106L45 107ZM59 108H60V110H58ZM74 109H75V111L77 110L76 108H74ZM31 111H32V109H31ZM33 111H34V109H33ZM33 111H32L31 113H33ZM57 111H58V112H57ZM25 112H24V113H25ZM55 112L58 113V117H56V116H57V115H56L57 113H55ZM59 112H60V115H59ZM62 112H63V113H62ZM51 113H52V114H51ZM54 113H55V114H54ZM10 114H11V113H10ZM18 114H19V115H18ZM20 114H22V118H23V120H22V118H21L20 120H21L22 122H26V124H25V123H22V122L18 119V118L21 116ZM53 114H54V115H53ZM63 114H64V115H63ZM52 115H53V116H52ZM55 115H56V116H55ZM61 115H62V116H61ZM17 116H19V117H17ZM54 116H55V117H54ZM65 116H66V118H65ZM14 117H15V118H14ZM29 117H31V122H30V120H29ZM32 117H33V118H32ZM49 117H50V118H49ZM60 117H61V118H60ZM62 117H64L65 120L62 121L61 119H64V118H62ZM13 118H14L15 120L18 119L19 121L17 120V122H15L16 124H13V122H14V119H13ZM16 118H17V119H16ZM57 118H60V119H57ZM12 119H13V120H12ZM33 119H34L35 121H33V125H32V120H33ZM54 119H55V120H54ZM36 120H37V121L39 120L38 122H39L40 124H39L38 122H36ZM51 120H52L53 122H52ZM195 120H196V119H195ZM195 120L189 122V124H188V126H190V127H188V128H191V130H193V131H191L193 134H194V132H195V129H197V127H198V124H197L198 121H197V120L195 121ZM50 121H51V122H50ZM56 121H57V122H56ZM10 122H11V123H10ZM18 122H19L20 124H19ZM66 122H67V123H66ZM193 122H194L195 124H194ZM196 122H197V123H196ZM9 123H10V124H9ZM17 123H18V124H17ZM50 123H51V124H50ZM53 123H54V124H53ZM59 123H60V124L63 123V125H64V124H65V125H64V126H63V125L59 126V125H60ZM11 124L13 125L14 128L12 127ZM21 124H22V125H21ZM27 124H29V125L27 126ZM34 124H36V125H34ZM49 124H50V126H48ZM55 124H58V125H55ZM190 124H191V125H190ZM196 124H197V125H196ZM14 125H15V126H14ZM19 125H21L22 128H21ZM25 125H26V126H25ZM52 125H53V126H52ZM194 125H196L197 127L195 126V127H196V128H195ZM23 126H25V127L27 128L26 131H27L28 133L24 130L25 127H23ZM30 126H31V127H30ZM34 126H35V128H37V129H35ZM43 126H44V125H43ZM45 126H44V127H45ZM62 126H63V127H62ZM17 127L20 128V130H21V129H23V130L20 131ZM28 127H30L32 130H35V131H32L31 129L29 130ZM193 127H194V128H193ZM7 128H8V130H7ZM12 128H13V130H12ZM54 128H55V129H54ZM59 128L61 129V132L59 131ZM63 128H64V130H63ZM15 129H16V130H15ZM17 129H18V131H20V132H18ZM39 129H40V128H39ZM56 129H58V130H56ZM55 130H56V131H55ZM62 130H63L64 133L62 132ZM2 131H3V132H2ZM15 131H16V132H15ZM22 131H24L25 134H26V133H27V134L25 135L24 132H22ZM53 131H54V132H53ZM17 132H18V133H17ZM21 132H22V133H21ZM30 132H31V133H30ZM56 132H58V133L56 134ZM189 132H190V131H189ZM191 132H190V134L192 135ZM7 133H8V134H7ZM9 133H10L11 135H9ZM32 133H33V134H32ZM35 133H36V135H35ZM51 133H52V136H51ZM53 133H55L56 135H55V134L53 135ZM59 133H61L62 135L59 134ZM180 133H181V132H180ZM182 133H183V132H182ZM21 134H22V135H21ZM30 134H31V137H33V138L30 137ZM39 134H40V135H39ZM58 134H59V135H58ZM33 135H34V136H33ZM183 135H184V134H182V136H181V134H180V138L182 137V139H181V140L179 139V140H180V141L183 140V142L180 143L179 148L182 149L181 151H184L183 154H184V156H185V154H187V153H185V152H186L185 149H186L187 145H189V144H191V143L193 142V141H191V140H193V137L190 136V137H187V138L185 137V138H184L185 135H184V136H183ZM0 136H1V134H0ZM22 136H23V137H22ZM24 136H25V137H24ZM28 136H29V137H28ZM35 136H36V137H35ZM40 136H41V137H40ZM49 136H50V137H49ZM59 136H61V137L59 138ZM192 136H193V135H192ZM9 137H10V138H9ZM34 137H35V138H34ZM38 137H40V138H39V139H36V138H38ZM52 137H53L54 139H53ZM63 137H64V138H63ZM4 138H5L6 140H5ZM23 138H24V139H23ZM41 138L44 139V140H46V138H47V140L45 141V143H44V140H42ZM49 138H52V139H50V141H49V140H48ZM55 138H56V139L58 138L59 141H56ZM61 138H62V139H61ZM183 138H184L187 142H186ZM188 138H189V139H188ZM191 138H192V139H191ZM25 139H26L27 141H26ZM30 139H31V140H30ZM32 139H33V140H32ZM34 139H36V140H34ZM58 139H57V140H58ZM74 139H75V137H74ZM4 140H5V141H4ZM51 140H52L53 145H52V143H51ZM188 140H190V141H188ZM227 140H229V139H227ZM227 140H226V142H228ZM34 141H36V142H38V143H35ZM24 142H26V143H24ZM48 142H50V143H48ZM59 142H60V143H59ZM189 142H190V143H189ZM226 142L224 143V145L226 144ZM230 142H232L233 145L236 146V144H235L233 141H231V140H229V143H227L226 145L230 144ZM46 143H48V144H46ZM55 143H56V144H55ZM57 143H58V144H57ZM232 143H231V144H232ZM20 144H21V147H20ZM31 144H32V147H31ZM34 144H39V145L42 144V146L44 145V148H45V149H44L41 145H40V146H41V147H40L39 145H34ZM49 144H50V145H49ZM186 144H187V145H186ZM23 145H24V146H23ZM47 145H48V146H47ZM55 145H56V146H55ZM181 145H182V146H181ZM224 145H223V146H224ZM226 145H225V146H226ZM233 145H232V146H233ZM33 146H35V148H34ZM184 146H185V147H184ZM24 147H27L28 150H26L27 148H24ZM47 147H48V148H47ZM64 147H65V144H64ZM227 147L229 148V146H226V149H225V147H223V148H224L225 150H227ZM230 147H231V146H230ZM32 148H33V149H32ZM37 148H38V149L41 148V149H40L41 151L39 150V151H40V152H39V151L37 150ZM50 148H51V149H50ZM187 148H188V147H187ZM23 149H24V150H23ZM48 149H49V151H48ZM55 149H56V148H55ZM58 149H56V150H58ZM224 149H223V150H224ZM29 150H30L31 152H30ZM32 150H33L34 152H32ZM36 150H37L39 153L43 152V150H44V152L42 153L41 156H39L40 154L37 153ZM56 150H55V151H56ZM64 150H65V149H64ZM230 150H231V149H228V151H227V152H229V154L231 153ZM23 151H24V152H23ZM45 151H46V152H45ZM55 151H52V153L54 152V154H55ZM187 151H188V150H187ZM57 152H60V151H56V154H55V155H58V156H59V153H57ZM52 153H51V154L48 153V154H49L50 156H52V155H53ZM22 154H23V155H22ZM26 155H27V156H26ZM44 155H45V157H46V158H45V161H46L45 164H46V166L43 167V168H46V169H45L46 171L43 170V169H41V168H42V165L44 164V163H43V161H44V160H43V159H44ZM55 155H54V157H51L50 159L52 160V158L55 159V157H56V158L58 157V156H55ZM20 156H21V158H20ZM22 156H23L24 158H23ZM25 156H26L27 158H26ZM38 156H39V159L37 158ZM42 156H43V157H42ZM28 158H29V159H28ZM42 158H43V159H42ZM18 159H19V161L22 159L24 162H23V161L18 162ZM25 159H26L27 161H26ZM41 159H42V160H41ZM46 159H47V160H46ZM36 160H37L38 164H41V165H38L37 162H36ZM28 161H29L30 163H32L33 166H34V165L36 166V164H37L38 167H37V166H36V167H35V166L33 167L32 165L30 166V163H29ZM40 161H42L43 164L40 163ZM25 162L28 163L27 166H26V163H25ZM18 164H19V165L21 164V165H20L21 168L19 167ZM24 164H25V165H24ZM180 164H181L180 167L178 166V169H179L178 171H179L180 175L186 174V170H185L184 163L181 162ZM22 165H23L24 167H23ZM40 166H41V168H39ZM181 166H183L184 168L181 167ZM3 167H4V168H7V169H4ZM30 167H31V169L33 168L32 172L30 171L31 169L29 170ZM2 168H3V169H2ZM22 168H23V169H22ZM24 168H26L28 171H27L26 169H24ZM36 168H37L38 170H39V169L42 170V172L39 170V171H40V173H39V171H38ZM48 168H49V167H48ZM180 168H182L183 170L180 169ZM1 169H2V170H5L6 172L2 171ZM21 169H22V171H21ZM35 169L37 170L36 172H35ZM74 169H75V168H74ZM1 171H2L3 173H1ZM25 171L27 172L28 175L26 174ZM33 171H34V172H33ZM184 171H185V172H184ZM19 172H20V173H19ZM21 172H23L22 175H21L22 178L19 177L20 174H21ZM30 172H31V173H30ZM37 172H38V173H37ZM44 172H45V174H44ZM64 172H65V171H64ZM6 173H7V174H6ZM35 173H37L38 176H40L39 174H41V175L43 174V176L40 177V178H38V177L36 176L37 174L35 175ZM4 174H6V176H5ZM29 174H30V175H31V174H34V175H31V176H30ZM2 175H4V176H2ZM25 175H26V176H25ZM48 175H47V176H48ZM64 176H65V175H64ZM23 177H24V178H23ZM27 177H28V179H27ZM31 177H32L33 179H32ZM34 177H37V179L35 178L37 181L34 180ZM184 177H185V175H184ZM45 178H46V176H45ZM64 178H65V177H64ZM20 179L23 180L25 183H24L23 181H21ZM31 179L33 180V182L31 181V183H30L29 180H31ZM53 179H54V178H53ZM75 179H76V178H75ZM75 179H74V180H75ZM14 180H15V182H14ZM27 180H28V181H27ZM12 181H13V183H11ZM48 181H47V182H48ZM54 181H55V180H54ZM59 181H60V184H59ZM75 181H76V180H75ZM18 182H20V183H18ZM52 182H53V183H52ZM105 182H106V181H105ZM50 183H52L53 185H51ZM55 183L57 184V186H55V188H56V187H57L58 189H59V188H60V189L63 188L62 191H61L60 189L58 190V189L56 188L57 190H55V188H53ZM61 183H63V185H62ZM11 184H12V185H11ZM16 184H18V185H16ZM23 184H24V186H23L22 189H21V186H22ZM66 184H67V186H66ZM19 185H21V186L18 187ZM33 185H35V184L33 183ZM61 186H62V188H61ZM49 187H51V188H49ZM64 187H66V188H64ZM67 187H68L69 189H68ZM73 187H74V186H73ZM16 189H17V190H16ZM20 189H21V191H20ZM53 190H54V192H53ZM66 190L68 191L67 193H66ZM69 190H70L71 192H69ZM33 191H34V190H33ZM33 191H32V192H33ZM41 191H42V192H41ZM60 191H61V192H60ZM72 191H73L74 193H72ZM18 192H21V193H18ZM27 192H28V191H27ZM27 192H25V193H27ZM32 192H31V193H32ZM57 192H58V193H57ZM63 192H64V193H63ZM31 193H30V194H31ZM20 194H21V195H20ZM23 194H24V193H23ZM59 194H60V195H61V194H64L65 196H64V195L59 196ZM72 194H73V196H72ZM17 195H19V196H17ZM31 195L34 197V193H32ZM31 195H30V196H31ZM48 195H49L50 197H47ZM53 195H55V196L57 197V199H56L55 196H53ZM68 195H69V196H68ZM70 195H71V197H70ZM15 196H17V197H15ZM62 196H64V197H62ZM1 197L5 198V199L3 200V198H1ZM58 197H59V198H58ZM9 198H10L11 200L8 201ZM35 198H37V197L35 196L34 199H35ZM42 198H41V199H42ZM65 198H66V200H65ZM67 198H68V199H67ZM62 199H63V200H62ZM60 200H61V201H60ZM63 201H65V202H63ZM66 201H67V202H66ZM9 203H10V202H9ZM62 205H61V206H62ZM65 205H64V207H66ZM73 209H74V210L72 211V214H73V216H74L75 222H77V224L80 225V224H81V222H80L81 217H77V216H79V215H77V214H78V213L80 214V211H79L80 208H76V207H74ZM75 210H76V212H74ZM78 211H79V212H78ZM65 212H66V211H65ZM77 212H78V213H77ZM75 216H76V218H75ZM78 218L80 219V220H78L79 223H78V221H77ZM15 220H16V218H14V222H15ZM17 221H18V220H17ZM73 221H74V220H73ZM81 221H82V220H81ZM75 222H74V224H76ZM15 223L17 224V226L15 225L16 227L13 228V230L15 229L16 231H15V232H13V230H12V232L9 231V232L11 233L10 235H9V233H8V236H9V237H10V236H13V237H14V236L16 235V233L19 231V229H18V231H17V228H19V226H21V225L19 224V222H18V223L15 222ZM65 223H66V221H65ZM18 224H19V226H18ZM65 225H66V224H65ZM79 225H76L77 228L75 227L76 230H75V229H74V230L77 231V229L79 228L80 231H78V232H79V234H80V232H81V230H82L80 227H81L82 224L80 225V227H79ZM73 226H74V225H73ZM20 228H21V227H20ZM65 229H66L65 232H66V234H67V233H68V230H67V228H65ZM12 233H14V234H12ZM75 233L78 234L77 232H75ZM68 235H69V234H68ZM66 236H67V235H66ZM66 236H65V237H66ZM67 237H68V236H67ZM67 237L65 238V240H67ZM68 239H69V237H68ZM67 241H68V240H67ZM67 241H65V242H67ZM75 244H76V243H75ZM72 248H73V250H74V252H75L76 247H75V249H74V247H72ZM67 249H68V248H67ZM67 249H65V251H66ZM73 250H72V253H73V255H74ZM67 251H68V250H67ZM67 251H66V252H67ZM77 251H78V250H76V252H77ZM79 251H80V250H79ZM79 251H78V252H79ZM68 252H69V251H68ZM78 252H77V256H76L77 258H76V259L78 260L79 257H80V259H81V261H82V258H81V257H83V256H80ZM80 254H82V253H80ZM68 255H69V254H68ZM80 259H79L78 261L76 260L77 263H76V262H75V263H76V264H79V263L81 264Z\"/></svg>", "mask_w": 264, "mask_h": 264}]
</instances>
